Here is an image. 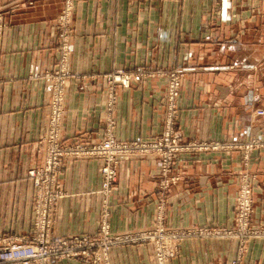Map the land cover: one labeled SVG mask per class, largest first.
<instances>
[{"label": "crops", "instance_id": "obj_1", "mask_svg": "<svg viewBox=\"0 0 264 264\" xmlns=\"http://www.w3.org/2000/svg\"><path fill=\"white\" fill-rule=\"evenodd\" d=\"M0 0V237L33 233L35 188L28 170L39 146L57 69L56 18L65 0ZM71 8L62 140L98 142L106 128L104 76L130 75L116 89L112 136L144 141L160 134L167 74L182 72L175 129L181 141L246 143L264 137V0H75ZM252 175L251 224L264 226V149L244 163L237 150L179 155L175 182L158 186L153 157L124 156L103 209L112 235H135L162 203L171 230L233 224L237 179ZM63 192L50 238L98 231L100 177L91 158L62 161ZM264 264V238L185 236L165 264ZM6 264H21L10 262ZM50 264H91L81 256ZM98 264H155L150 243L113 244Z\"/></svg>", "mask_w": 264, "mask_h": 264}, {"label": "built area", "instance_id": "obj_2", "mask_svg": "<svg viewBox=\"0 0 264 264\" xmlns=\"http://www.w3.org/2000/svg\"><path fill=\"white\" fill-rule=\"evenodd\" d=\"M72 1L65 0L56 18L57 50L59 53L57 69L45 76L50 79L51 96L47 105L43 136L39 146L44 150L41 167L28 170V177L35 188L32 204L33 233L27 238L11 239L0 237V264L19 262L21 264H50L51 260L81 256L90 258L91 264L104 260L113 244L124 241H143L150 243L155 264H165L177 253V243L185 236L234 238L243 246L250 239L264 238V226L250 222L252 214L251 194L252 175L244 172L237 179V193L234 199L233 224L225 228H199L196 230H171L163 226V208L159 203L153 224L145 231L135 235H112L109 230L108 212L104 208L112 187L116 182L119 160L124 156L139 158L153 157L158 162V186L165 191L175 182L172 175L174 162L179 155L194 154L216 150H237L241 159L247 162L249 153L254 149H264V137H254L240 144H219L206 141H181L175 129L176 114L174 101L178 97L180 73L173 70L167 74L165 115L160 134L144 141H120L110 131L113 125L112 114L116 102V89L127 88L130 75L115 71L104 76L106 128L98 142H72L62 140V117L64 112L67 73L65 64L68 59V40L71 31ZM28 5L32 1L28 0ZM5 27L0 15V39ZM91 158L98 162L100 177L99 195L102 211L99 214L98 231L93 236H68L52 240L50 233L54 224V214L58 200L63 192L59 180L63 160ZM238 259L233 264H238Z\"/></svg>", "mask_w": 264, "mask_h": 264}, {"label": "rangeland", "instance_id": "obj_3", "mask_svg": "<svg viewBox=\"0 0 264 264\" xmlns=\"http://www.w3.org/2000/svg\"><path fill=\"white\" fill-rule=\"evenodd\" d=\"M177 71V70H176ZM179 73H180V78H179V82L181 81V79H182V72H180V71H178ZM167 76V75H166ZM167 79H168V77H167ZM167 82V81H166ZM166 92H167V90L165 89L164 90V102L166 101ZM179 92H180V87H179V90H178V97H179ZM178 97H177V99L174 101V104H175V114H176V117H177V100H178ZM165 107H166V105H165V103H164V113H163V116L165 115Z\"/></svg>", "mask_w": 264, "mask_h": 264}]
</instances>
